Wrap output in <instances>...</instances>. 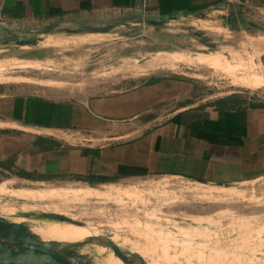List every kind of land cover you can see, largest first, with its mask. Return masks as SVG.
Segmentation results:
<instances>
[{
  "label": "rangeland",
  "instance_id": "374dc122",
  "mask_svg": "<svg viewBox=\"0 0 264 264\" xmlns=\"http://www.w3.org/2000/svg\"><path fill=\"white\" fill-rule=\"evenodd\" d=\"M240 4L242 13L234 25L227 21L228 11L237 3L174 14L177 19L161 27L128 22L107 34L54 31L41 45L36 61L21 59L31 52L0 48V85L80 99L126 92L156 78L169 84L166 91L173 96L172 102L163 105L160 121L182 107L243 91L264 103V85H242L247 73L229 76L197 63L168 62L172 52L189 59L202 56L207 51L201 43L205 39L219 47L223 59L229 55L232 63L259 66L258 72L264 75V0ZM61 28L76 30L78 26L74 21ZM146 57L152 59L141 63L139 59ZM8 178L0 174V217L23 224L47 240L69 237L56 223L62 218L104 236L128 259L129 253L140 255L146 264H264V178L222 189L156 177L94 185L93 190L73 182L1 185ZM11 188L36 189L40 200L18 190L12 193ZM43 193L47 201H42ZM72 252L87 257L91 264H112L96 244Z\"/></svg>",
  "mask_w": 264,
  "mask_h": 264
},
{
  "label": "crops",
  "instance_id": "0c3cea01",
  "mask_svg": "<svg viewBox=\"0 0 264 264\" xmlns=\"http://www.w3.org/2000/svg\"><path fill=\"white\" fill-rule=\"evenodd\" d=\"M161 1L0 0V27L30 30L56 21H62V26L79 20L104 25L131 15L162 16L158 10ZM242 1L194 0L190 5L208 9L242 5ZM180 13L185 12L172 15ZM25 52L29 51L21 54ZM218 54L189 59L170 53L169 61H161L170 65L197 63L229 76L247 73L249 76L241 78L242 85L248 88L264 85L259 66L249 67L241 61L232 63ZM29 57V61L39 59L35 55ZM168 86L158 80L126 92L73 99L14 91L0 85V133L4 132L0 134V165L8 164L0 167V174L10 176L1 185L23 187L61 182L89 185L76 178L117 179L95 184L104 187L162 177L205 187L220 184L238 187L264 178L263 102L247 93H233L182 107L160 121L164 117L163 105L173 101V96L167 94ZM228 98L234 102L227 106H231L229 110L240 114H234L235 119L219 127L226 144L199 137L203 123L221 120L225 109L218 110L216 103ZM260 104L262 107H253ZM15 172H23L28 178ZM20 189L10 191L18 190L27 198L40 200L36 189H31L33 192ZM41 195L42 201H47L46 194Z\"/></svg>",
  "mask_w": 264,
  "mask_h": 264
},
{
  "label": "water",
  "instance_id": "95a60500",
  "mask_svg": "<svg viewBox=\"0 0 264 264\" xmlns=\"http://www.w3.org/2000/svg\"><path fill=\"white\" fill-rule=\"evenodd\" d=\"M228 13L229 17L235 14L240 15L242 13V5L237 6L235 9H229ZM176 19V17L171 15L157 18L131 15L104 25H89L79 20L75 21L78 26L76 30L62 29V21L52 22L30 30H12L7 27H0V48L15 52L29 50L31 52L30 56H37L41 45L45 43L46 36L54 31L63 30L73 34H107L119 27L128 26V22L145 27H161ZM201 43L207 48V51H203L202 55L220 53L218 46L205 44L204 41H201ZM224 56L230 59L229 55ZM28 58L30 57L25 55L21 59ZM151 59L152 57H146L139 60L144 63ZM242 93L249 94L248 91H243ZM94 187L90 185V188L94 189ZM217 187L222 189L232 188L221 184L217 185ZM56 223H67L83 227L73 222H67L66 219L58 220ZM51 244L41 241L36 234L30 232L23 224L9 222L0 217V264H91L87 257L72 252V250L81 248L82 245L67 243L54 248ZM106 245L113 256L125 264H146L140 255L129 253L128 259L112 241H108Z\"/></svg>",
  "mask_w": 264,
  "mask_h": 264
},
{
  "label": "trees",
  "instance_id": "16d2710c",
  "mask_svg": "<svg viewBox=\"0 0 264 264\" xmlns=\"http://www.w3.org/2000/svg\"><path fill=\"white\" fill-rule=\"evenodd\" d=\"M194 0H162L160 3V6L158 10L160 11L162 16H169L173 13H179V12H185L187 14H193L197 13L199 11L207 9V7L202 6H191V2ZM222 1V0H219ZM218 2V1H217ZM215 2V4H217ZM160 79L152 78L147 80L143 85H152L155 82H157ZM236 97V96H233ZM230 103L233 102V98H228L222 101H218L216 103L218 110H221L224 107V113L222 114V118L219 122H206L203 123L204 128L201 129V133H199V137L202 139H207L208 141L215 143V144H226L227 141H223V135L222 131L219 129L223 124L229 123L232 119H235L234 114H240V113H233L231 110V106L227 107ZM239 103V102H237ZM253 107H262V105H253ZM227 109V110H226ZM4 132H1L0 134H3ZM220 138V139H219ZM7 164H1L0 167H4ZM15 175L21 177V178H28V175L23 172H15ZM80 181L87 182L89 185L94 186L98 183H106V182H115L117 179H107V178H95V177H85V178H76ZM57 220H64L62 218H57Z\"/></svg>",
  "mask_w": 264,
  "mask_h": 264
},
{
  "label": "bare ground",
  "instance_id": "6f19581e",
  "mask_svg": "<svg viewBox=\"0 0 264 264\" xmlns=\"http://www.w3.org/2000/svg\"><path fill=\"white\" fill-rule=\"evenodd\" d=\"M62 225H67L69 227H74V228H78V229H83L85 230L84 232H80L79 234H75L72 236H69L67 238H65L64 240L61 241H52V240H47L43 237H39V239L41 241H44L45 243H52L51 245L54 248H57L61 245H65L67 243H76V244H80L83 246H86L88 244H96L98 246L101 247V250L105 253V255L111 259L112 264H116V262L118 264H125L122 261H120L119 259L115 258L112 254V252L110 251V249L107 247L106 243L109 241L108 239H106L104 236H98L94 233H92L88 228L86 227H79L76 225H71V224H62ZM79 236V237H78Z\"/></svg>",
  "mask_w": 264,
  "mask_h": 264
},
{
  "label": "flooded vegetation",
  "instance_id": "af4514ba",
  "mask_svg": "<svg viewBox=\"0 0 264 264\" xmlns=\"http://www.w3.org/2000/svg\"><path fill=\"white\" fill-rule=\"evenodd\" d=\"M240 15L235 14L234 16L229 17V19H227L228 23L230 25L237 24L236 19L238 17H240ZM203 41L205 42V44H209V41H207L205 39ZM84 231L85 230H83V229H78V228H74V227H66V226L62 227V234L66 235V236H72V235L79 234L80 232H84Z\"/></svg>",
  "mask_w": 264,
  "mask_h": 264
}]
</instances>
